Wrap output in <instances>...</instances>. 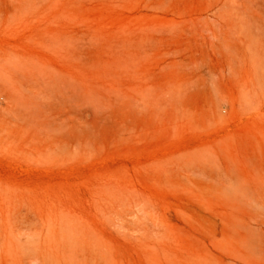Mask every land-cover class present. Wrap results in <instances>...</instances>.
<instances>
[{
  "label": "rangeland",
  "instance_id": "374dc122",
  "mask_svg": "<svg viewBox=\"0 0 264 264\" xmlns=\"http://www.w3.org/2000/svg\"><path fill=\"white\" fill-rule=\"evenodd\" d=\"M10 188L12 264H264V0H0Z\"/></svg>",
  "mask_w": 264,
  "mask_h": 264
},
{
  "label": "bare ground",
  "instance_id": "6f19581e",
  "mask_svg": "<svg viewBox=\"0 0 264 264\" xmlns=\"http://www.w3.org/2000/svg\"><path fill=\"white\" fill-rule=\"evenodd\" d=\"M7 185V184H6ZM5 185V186H6ZM15 189V188H14ZM12 190V188H10V190L9 189H3V194H4V197H6V199L8 200V202L10 201L12 204H13V208H11V209H9V211H7L6 213H1L0 212V261H3L5 264H12L13 262H14V260H16L17 259V255L19 254V251H20V249H19V247H21V246H19L18 247V244H17V241H19V239L16 241L15 240V237L13 236V232L11 231V229H12V225H13V223H15V222H17V221H19V220H17V212H15L14 211V209H15V207L18 205V204H20L21 202H23L24 200L22 199V196L20 195V194H18V193H15V192H12L11 191ZM23 203H26V202H23ZM11 205V204H10ZM7 209V208H6ZM60 210V209H59ZM23 212H24V210H23ZM31 213V212H30ZM28 214V213H27ZM33 214H34V212H33ZM32 214V215H33ZM21 215V214H20ZM25 215V214H24ZM29 216V215H28ZM33 217H35V215L33 216ZM60 217V216H59ZM41 218V217H40ZM54 218V217H53ZM22 219V218H21ZM70 219V218H69ZM25 220V219H24ZM33 220V219H32ZM35 220V219H34ZM44 221V220H43ZM56 221V220H55ZM72 221H74V220H72ZM21 222V221H20ZM27 222V221H26ZM25 221H24V223H26ZM22 223V222H21ZM31 223V222H30ZM34 223H36V222H33V224ZM44 223V222H43ZM28 224H29V222H28ZM19 225V224H18ZM35 225V224H34ZM51 225V224H50ZM61 225V224H60ZM36 226V225H35ZM22 227V226H21ZM27 227V226H26ZM61 226H59V228H60ZM67 227H69V225L67 226ZM29 227H27V229H28ZM34 228V227H33ZM36 228V227H35ZM24 229V228H23ZM31 230V229H30ZM33 230V229H32ZM31 230V231H32ZM68 230V229H67ZM21 231V230H20ZM34 231V230H33ZM36 231H38V229L36 230ZM35 231V232H36ZM40 231V230H39ZM38 231V232H39ZM45 231H47V230H45ZM61 231V230H60ZM59 231V232H60ZM29 232V231H28ZM16 233V232H15ZM21 233V232H20ZM78 233V232H77ZM17 234H19L18 232H17ZM37 234V233H36ZM46 234V233H45ZM45 234H44V238L46 237L45 236ZM23 235L25 236V234L23 233ZM33 235H35V234H33ZM48 235V234H47ZM37 236V235H36ZM39 236V235H38ZM17 237V236H16ZM21 237V236H20ZM30 237H32L31 236V233H30ZM29 237V238H30ZM40 237V236H39ZM38 237V238H39ZM23 238V237H22ZM25 238V237H24ZM38 238L37 239H33V240H35V241H37V242H39L38 241ZM43 238V239H44ZM62 238V237H61ZM70 238V237H69ZM30 240H32V238H30ZM42 241V240H41ZM63 241V240H62ZM20 242V241H19ZM24 241H22V243H23ZM26 242H28V241H26ZM43 242H44V240H43ZM21 242H20V244H22ZM65 243V242H64ZM69 243V242H68ZM66 244V243H65ZM25 245V244H24ZM33 245H36L35 243H33ZM31 246V247H39V246ZM61 247H62V245H61ZM21 248H23V247H21ZM45 248V247H44ZM49 248H51V247H49ZM30 249H33V248H30ZM36 249V248H35ZM35 249H33V250H35ZM32 250V251H33ZM30 251V250H29ZM37 251V250H36ZM41 251V250H40ZM22 252V251H21ZM45 253V252H44ZM69 253V252H68ZM31 253H29V255H30ZM41 254V253H40ZM56 254V253H55ZM63 254V253H62ZM38 255V254H37ZM43 255V254H42ZM41 255V256H42ZM25 256V255H24ZM23 256V257H24ZM30 257H32V256H30ZM47 257V256H46ZM26 258V257H25ZM32 258H34V257H32ZM35 258H36V256H35ZM68 258V257H67ZM34 260V259H33ZM40 260V259H39ZM55 260V259H54ZM35 261V260H34ZM27 263L29 262V261H26ZM37 263V262H36ZM51 263V262H50ZM28 264H30V262L28 263ZM38 264H39V262H38ZM42 264V263H41Z\"/></svg>",
  "mask_w": 264,
  "mask_h": 264
}]
</instances>
